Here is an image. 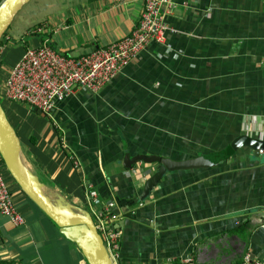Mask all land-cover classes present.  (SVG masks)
Here are the masks:
<instances>
[{"label": "crops", "instance_id": "1", "mask_svg": "<svg viewBox=\"0 0 264 264\" xmlns=\"http://www.w3.org/2000/svg\"><path fill=\"white\" fill-rule=\"evenodd\" d=\"M170 1L164 42L147 43L98 91H76L45 115L4 96L24 49L43 38L72 56L105 47L129 34L142 0H28L29 21L10 29L14 16L1 38V107L23 163L46 192L89 211L113 203L107 222L118 231L117 264L185 255L208 264L264 263V160L229 146L241 134L264 138V3ZM15 35L19 44L8 48ZM213 151L225 158L202 168L175 164ZM138 154L160 160L126 158ZM159 164L167 171L134 202ZM3 168L23 222L0 215V264H86ZM118 198L133 204L119 207Z\"/></svg>", "mask_w": 264, "mask_h": 264}, {"label": "built area", "instance_id": "2", "mask_svg": "<svg viewBox=\"0 0 264 264\" xmlns=\"http://www.w3.org/2000/svg\"><path fill=\"white\" fill-rule=\"evenodd\" d=\"M2 0H0L1 2ZM264 3V0H259ZM172 8L170 0H142L139 17L128 35L105 47H92L79 56L60 52L43 38L36 46L24 49L19 61L8 72L4 81V96L10 101H18L49 115L56 105L76 91L94 93L112 80L116 73L144 48L149 42L162 43L168 30L163 21V11ZM38 29L31 30V33ZM1 161V160H0ZM0 163V215L13 225L23 219L18 212L11 191L5 183ZM95 198V191L87 192ZM92 201V200H89ZM113 203L101 209L89 211L97 232L113 264H117L115 239L118 231L107 222L109 209ZM136 264V263H128ZM163 264H208L190 256L168 260ZM243 264H252L245 258ZM254 264H264L257 261Z\"/></svg>", "mask_w": 264, "mask_h": 264}, {"label": "water", "instance_id": "3", "mask_svg": "<svg viewBox=\"0 0 264 264\" xmlns=\"http://www.w3.org/2000/svg\"><path fill=\"white\" fill-rule=\"evenodd\" d=\"M28 0H2L0 2V38L8 28L13 17ZM232 150L246 147L253 156L264 160V138L241 134L229 144ZM131 163L135 161L159 162L157 155H135L126 157ZM225 156L218 151L200 154L196 157L176 162L179 168H202L212 166ZM0 160L18 188L58 227V231L72 242L80 251L86 264H113L96 230L88 209L73 205L60 195H51L43 188L38 178L25 166L20 156L18 137L0 104ZM167 171V166L159 164L142 183L139 195L133 199L139 202L145 199L151 188Z\"/></svg>", "mask_w": 264, "mask_h": 264}, {"label": "rangeland", "instance_id": "4", "mask_svg": "<svg viewBox=\"0 0 264 264\" xmlns=\"http://www.w3.org/2000/svg\"><path fill=\"white\" fill-rule=\"evenodd\" d=\"M28 5L29 4H24V6H23V8L21 9V10H19V11H17V13L15 14V17H14V20H13V22L10 24V29L11 28H13L14 27V25H16L17 23H18V21H19V19L21 18V21H23V19H25L23 22H27V21H29V16L28 17H26V15L28 14L27 13V9H28ZM25 13H27L26 15H23V14H25ZM24 24L23 23H21V26H23ZM9 31V30H8ZM7 33V32H6ZM19 34H22V30L20 31V33ZM4 36V35H3ZM2 36V37H3ZM17 36V37H16ZM1 37V38H2ZM16 39V40H15ZM12 40H15L14 41V43L12 44ZM12 40H8L7 41V43H5V44H7L6 46L9 48V47H11V46H15V45H18L19 43H18V40H19V35H15V38L14 39H12ZM6 53H7V51H6ZM26 109L28 110V111H30L31 113H34V112H32V110H30V108L28 107H26ZM3 174H4V176H5V178H6V180L7 181H9V183H11V184H13V187H16L14 184V181L13 180H10L11 178L8 176V174H6V170H3Z\"/></svg>", "mask_w": 264, "mask_h": 264}, {"label": "trees", "instance_id": "5", "mask_svg": "<svg viewBox=\"0 0 264 264\" xmlns=\"http://www.w3.org/2000/svg\"><path fill=\"white\" fill-rule=\"evenodd\" d=\"M35 28L33 29H30V30H34ZM5 33V32H4ZM3 33V35H4ZM0 43H1V38H0ZM0 163H2L0 161ZM5 170V168H3ZM116 205L119 206V207H126V206H131L133 204L132 200L131 199H122V198H118L116 199ZM112 208L109 209L108 211L111 212Z\"/></svg>", "mask_w": 264, "mask_h": 264}]
</instances>
